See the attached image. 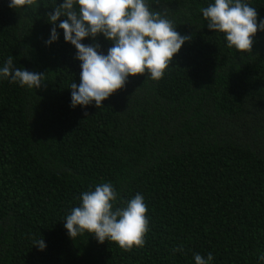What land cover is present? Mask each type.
<instances>
[{"label": "trees", "instance_id": "obj_1", "mask_svg": "<svg viewBox=\"0 0 264 264\" xmlns=\"http://www.w3.org/2000/svg\"><path fill=\"white\" fill-rule=\"evenodd\" d=\"M147 2L190 37L163 78L129 77L101 108H72L75 49L62 32L45 46L62 0H0V66L13 58L44 74L36 90L0 79V264H195L209 253L212 264H264V32L237 53L207 28L213 0ZM246 2L264 19V0ZM104 182L118 207L144 197L142 248L68 237L80 193Z\"/></svg>", "mask_w": 264, "mask_h": 264}, {"label": "clouds", "instance_id": "obj_2", "mask_svg": "<svg viewBox=\"0 0 264 264\" xmlns=\"http://www.w3.org/2000/svg\"><path fill=\"white\" fill-rule=\"evenodd\" d=\"M32 4L33 0H9L13 9L25 10ZM201 11L209 31L222 33L226 46L237 53L251 52L257 32H264V19L258 20L257 9L246 0H213ZM47 18L51 29L45 46L57 42L62 32L80 64V82L70 85L72 108H86L93 102L101 108L102 101L123 89L129 77L147 73L148 78L159 81L190 39L165 14L152 11L147 0H62ZM97 37L111 43L106 54L96 43H82ZM43 77V73L16 67L13 58L0 66V79L20 87L39 89ZM147 210L141 194L118 207L116 190L104 182L80 193L79 205L70 210L63 224L70 239L88 234L98 243L107 240L131 251L145 244ZM33 247L44 251L46 243L40 237ZM213 259L211 253L207 258L194 255L195 264H212ZM259 260L264 261V255Z\"/></svg>", "mask_w": 264, "mask_h": 264}]
</instances>
